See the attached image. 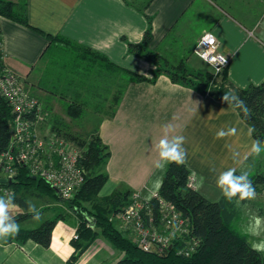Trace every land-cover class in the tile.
<instances>
[{
	"label": "crops",
	"instance_id": "obj_1",
	"mask_svg": "<svg viewBox=\"0 0 264 264\" xmlns=\"http://www.w3.org/2000/svg\"><path fill=\"white\" fill-rule=\"evenodd\" d=\"M134 2L27 0L29 26L0 16L4 62L25 79L31 93L41 102L46 114L44 125L49 122L47 126L52 128L59 124L64 118L59 107L67 115L65 104L75 99L83 103L84 112L89 105L96 107L99 102L101 108H108L97 127L111 153L105 166L109 194L116 189L148 194L153 181L165 172L155 167L159 159L157 145L165 135L170 140L182 135L185 164L196 176V189L208 199L218 201L223 197L216 184L219 174L229 168H235L238 175L246 171L249 177L264 173V153L258 156L261 159L251 153L255 138L232 105L203 94L196 87L174 82L164 71L158 76L155 73L159 67L180 66L201 71L199 68L206 62L194 53V47L202 33L209 30L216 34L222 51L231 59L228 79L239 88L262 83L264 0H151L143 10ZM148 30L146 49L160 57L159 62L129 50V43H142ZM48 35L89 47L119 68L154 81H128V76L121 72L96 80L92 73L85 86H80L78 79L67 86L66 75L71 69H60L63 74L47 73ZM81 68L86 69L85 63ZM97 81L100 85L94 88ZM166 125H171L167 133ZM233 128L235 134L217 138L220 130L227 132ZM235 201L236 198L228 202V210L234 211L232 220L239 232L249 240L264 239V233L258 237L247 234L250 218L264 217V201L245 200L239 206ZM12 204V217L23 212L18 204ZM27 222L18 224L20 228H30L22 225ZM77 226L75 218L59 220L49 247L31 239L10 241L11 236L0 240V264H70ZM100 237L72 264L109 262L113 257L107 252L110 247ZM104 252L111 257L106 258L109 256Z\"/></svg>",
	"mask_w": 264,
	"mask_h": 264
},
{
	"label": "trees",
	"instance_id": "obj_2",
	"mask_svg": "<svg viewBox=\"0 0 264 264\" xmlns=\"http://www.w3.org/2000/svg\"><path fill=\"white\" fill-rule=\"evenodd\" d=\"M150 1L135 0L134 4L143 10ZM26 6L27 0H0V16L29 26ZM48 38L50 44L45 51V57L50 62L47 64V73L57 75L71 69L70 73L66 75L69 80L67 86L77 79L76 82L80 86H85L89 74L92 73L96 80L107 79L110 74L115 75L121 72L122 75L128 76V81H154V78L149 79L133 71L121 69L104 55L62 36L48 35ZM148 40L149 30L142 43H129V50L134 54L159 62L160 57L154 56L146 49ZM83 63H85L86 69L81 68ZM95 64L96 66H94ZM78 68H81L79 77L76 76ZM161 68L159 67L155 76L164 71L174 82L193 87L194 77H196L200 82L199 90L203 94L219 100H222L224 93L238 96L245 102L249 111L245 114L241 109L236 108L237 111L250 128L254 129L252 134L255 140L259 139L264 142V81L257 85L252 84L247 88H239L228 79L227 68H225L222 81L215 87L209 86L207 89V83L213 77L207 72L192 73L181 66L171 69ZM60 69L63 72H60ZM58 79L60 80L61 77ZM99 85V81L95 82L94 88H98ZM122 92L123 89L115 98V103L120 99ZM31 95L34 96L32 93ZM98 104L96 108H101L102 103ZM65 107L70 118H79L84 113V105L77 99L67 102ZM13 117L10 103L0 94V151L6 150L9 146ZM52 129H58L56 131L75 142L82 150L80 165L85 170V182L73 196L66 198L61 196L44 179L32 175L25 166H20L12 181L0 183L1 186L13 190L12 203L23 208L22 213L13 217L17 223L27 221L34 216L33 213L28 212V195L49 196L55 202H64L69 211L50 212L37 226L20 228L19 233L11 236L10 241L25 242L31 239L49 247L56 223L59 220L71 221L75 218L78 221L76 230L78 237L72 240L75 253L69 260L70 264L76 261L99 236L106 238L114 248L124 254L114 264H264V253L253 251L248 243V237L231 226L234 211L228 210L229 201L224 196L218 201H212L197 189L187 187V181L192 172L186 164H167L163 175V186L158 191L189 219L191 234L198 239L197 247L189 256L178 253L179 242L164 254L141 249L114 222V218L130 203L133 192L116 189L109 195H99L109 179L105 166L111 153L100 137L98 127L85 136L73 133L61 121L52 126ZM249 179L254 189H264V173H257ZM84 202L90 203L91 206H86Z\"/></svg>",
	"mask_w": 264,
	"mask_h": 264
},
{
	"label": "built area",
	"instance_id": "obj_3",
	"mask_svg": "<svg viewBox=\"0 0 264 264\" xmlns=\"http://www.w3.org/2000/svg\"><path fill=\"white\" fill-rule=\"evenodd\" d=\"M206 35L214 43L205 40ZM194 53L216 73H222L231 61L212 31L200 36ZM204 55H207L206 60L202 58ZM0 94L8 100L14 114L9 146L0 151V178L12 181L20 166H25L32 175L56 188L61 196H73L85 182V170L80 165L82 150L75 142L44 125L46 114L40 101L6 66L1 39ZM187 187L197 188L195 174L189 175ZM255 192V199H264V189H255ZM12 194V189L0 185V197L5 201ZM148 195L141 191L132 193L130 203L118 214L122 230L131 232L135 242L145 251L164 254L179 242L178 253L191 255L198 239L191 234L189 219L159 191H154L150 200L146 199Z\"/></svg>",
	"mask_w": 264,
	"mask_h": 264
},
{
	"label": "clouds",
	"instance_id": "obj_4",
	"mask_svg": "<svg viewBox=\"0 0 264 264\" xmlns=\"http://www.w3.org/2000/svg\"><path fill=\"white\" fill-rule=\"evenodd\" d=\"M208 42L214 43V40H210L209 36L204 37ZM203 59H207V55L202 56ZM215 58H213L214 60ZM222 100L232 105L234 108L241 109L245 114L248 113V108L245 102L238 96L232 93H224ZM171 130V125L165 126V132ZM235 129H229L227 132L220 130L217 132V138H223L226 135L235 134ZM254 131L253 128L249 129V134ZM185 137L175 136L171 140L167 135L162 138L157 145L159 150V159L156 162L155 167L163 171L167 164L175 163L182 165L186 163V150L183 148ZM251 153L259 156L261 152H264V142L259 139L254 140L251 146ZM217 187L221 190L223 196L227 201L232 202L236 198L237 206L242 201L253 200L256 197V192L252 186V182L249 179L248 172L244 171L241 174H236L235 168H229L219 174L216 181ZM163 186V177L159 176L153 181L152 190L149 191V195L146 199L150 200L154 191H158ZM12 197H9L5 201L4 197H0V240H6L9 236H15L19 233L20 225L10 215V209L14 207L12 204ZM28 212L33 213L35 220L40 219V212L36 209L35 205L31 202L28 203ZM264 233V217L254 215L250 218V223L247 228V234L250 236L258 237ZM251 249L257 253H264V239L259 241H248Z\"/></svg>",
	"mask_w": 264,
	"mask_h": 264
},
{
	"label": "rangeland",
	"instance_id": "obj_5",
	"mask_svg": "<svg viewBox=\"0 0 264 264\" xmlns=\"http://www.w3.org/2000/svg\"><path fill=\"white\" fill-rule=\"evenodd\" d=\"M209 31V30H208ZM203 34V33H202ZM1 36V34H0ZM1 38V37H0ZM200 38V37H199ZM198 38V40H199ZM198 42V41H197ZM197 44V43H196ZM7 66V65H6ZM8 67V66H7ZM186 71L188 72H192L193 71L191 69H189L188 67H183ZM11 69V68H10ZM161 69H165V68H161ZM168 69H171V68H168ZM201 71L203 72H207L208 74L210 75H213L212 79L207 83V89L209 88V86H213L215 87L216 85H218L220 83V81H222V75H223V72L222 73H216L215 70L213 69V67L211 65H209L208 63H204L202 67L199 68ZM12 70V69H11ZM13 71V70H12ZM15 73V75L18 76V78L23 82V84L28 87V83L25 81V79L17 74L15 71H13ZM200 85V82H199V79L194 77V87L200 89L199 87ZM94 104V103H93ZM59 114H61L64 118H61L62 121L61 122H64V124H66L68 126V129H70V131H72L73 133L75 134H79V135H82V136H85L87 135L89 132L93 131L94 129H96L98 123H99V120L100 118L106 114V112H108V108H96L95 105H89L87 108H86V112H84L79 118H70L69 116H67L64 112L63 109H61V107H59ZM49 124L46 123V127H48L47 125ZM52 125V123H51ZM51 127V126H50ZM264 153V152H261V154ZM260 154V155H261ZM258 159H261L257 156ZM263 162V160H260ZM264 163V162H263ZM111 194V193H110ZM149 194V193H148ZM100 196H106V195H109V192H108V185H105L104 188L100 191L99 193ZM28 198V201L31 202L33 205H35L36 209L40 212V219L39 220H35L33 217H31L29 220V222L27 223H22L23 226H31V227H35L38 225V223L36 222H33V221H42L44 220L47 215L52 212V211H60L61 213H64V212H68L69 209L67 207V205L64 203V202H55L53 201L49 196H39V195H28L27 196ZM259 200L261 201H264V199L260 198ZM86 206H91L90 203L88 202H84ZM235 221V220H234ZM234 221L232 220L231 221V226L236 229L237 231H240L239 228L235 225ZM236 221H238V218L236 219ZM94 222V221H93ZM114 222L116 224V226L122 230V222L120 220V217L119 216H116L114 218ZM123 231V230H122ZM125 233V235L129 238H131L134 242V237H133V234L128 231H123ZM75 238V237H74ZM100 239H103L104 242L109 245L110 247V250H106L107 252L110 253L111 256H113L110 259L109 262H107L106 264H114V262H116L117 260L121 259L124 254L118 250L117 248H114L113 245L104 237H100ZM112 250V251H111ZM114 251V252H113ZM107 252H104V255L107 256ZM108 255L109 257H106V258H110L111 256ZM107 260V261H108Z\"/></svg>",
	"mask_w": 264,
	"mask_h": 264
},
{
	"label": "water",
	"instance_id": "obj_6",
	"mask_svg": "<svg viewBox=\"0 0 264 264\" xmlns=\"http://www.w3.org/2000/svg\"><path fill=\"white\" fill-rule=\"evenodd\" d=\"M8 180L6 178H0V183H6ZM55 190L59 193V191L55 188ZM172 248V247H170Z\"/></svg>",
	"mask_w": 264,
	"mask_h": 264
}]
</instances>
